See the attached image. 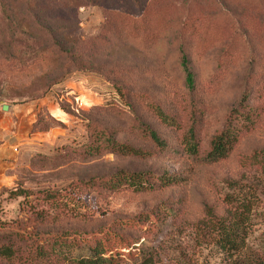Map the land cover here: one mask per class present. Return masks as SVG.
I'll list each match as a JSON object with an SVG mask.
<instances>
[{
  "label": "rangeland",
  "instance_id": "obj_1",
  "mask_svg": "<svg viewBox=\"0 0 264 264\" xmlns=\"http://www.w3.org/2000/svg\"><path fill=\"white\" fill-rule=\"evenodd\" d=\"M181 35L190 83L176 61ZM244 78L259 119L209 160L207 139ZM128 98L168 146L148 157L85 153L94 121L152 148L132 126ZM150 100L179 127L159 123L142 107ZM191 107L203 109L197 156L181 142ZM253 147L264 148V0H0V242L15 248L0 264H76L94 246L116 264H230L194 221L203 202L220 209L224 193L246 186L256 203L245 251L264 261V159ZM118 167L174 172L179 182L75 181ZM15 187L27 193L11 195ZM153 206L151 217L137 215Z\"/></svg>",
  "mask_w": 264,
  "mask_h": 264
},
{
  "label": "trees",
  "instance_id": "obj_2",
  "mask_svg": "<svg viewBox=\"0 0 264 264\" xmlns=\"http://www.w3.org/2000/svg\"><path fill=\"white\" fill-rule=\"evenodd\" d=\"M176 61L181 65L190 83L191 73L188 68L183 35L179 39ZM251 85L249 79L244 78L239 87L237 98L225 109L220 125L211 131L203 157L215 160L227 156L240 132L252 127V124L259 119V112L251 103ZM138 97L140 96L138 95ZM131 99L128 98L126 101L132 112V126L141 137L152 143V148L137 145L117 137V130L113 126L98 124L94 121L91 125H88V138L83 144L85 153L95 154L110 150L120 155L148 157L153 154L154 148L163 149L168 146L167 138L153 124L141 116L138 105H135ZM142 107L149 109L159 123L175 128L179 127L175 112L165 108L159 101H147ZM202 114L203 109L196 110L191 107L186 116L187 124L181 134L184 150L191 156H197L199 151L197 129ZM250 156L254 159H264V148L253 147L250 150ZM75 181L81 183L82 185H80L83 187L86 185L88 188L97 187L99 184L109 189H116L121 185H125L131 187L132 190L152 188L155 181L161 185H171L179 182L174 172L154 173L145 168L129 169L126 167H118L107 174L92 173L88 177L79 178ZM230 181L234 186V180ZM8 191L11 195L27 193L21 187H15ZM46 191L43 190V192ZM255 199L256 196L252 187L246 186L245 190H235L234 187L230 192L224 193L222 197L224 205L220 209L213 203L203 202L200 216L194 221L200 235L207 237V239H213L220 250L224 252L230 264H264L263 260H259L260 257L257 254L245 251V241L250 231ZM262 205L264 207V201ZM154 211L153 206L137 212V215L144 219L151 217ZM14 249L10 243L0 242V259L9 258ZM76 264L116 263L112 262L111 256L103 255L100 247L94 246L87 254L78 257Z\"/></svg>",
  "mask_w": 264,
  "mask_h": 264
},
{
  "label": "water",
  "instance_id": "obj_3",
  "mask_svg": "<svg viewBox=\"0 0 264 264\" xmlns=\"http://www.w3.org/2000/svg\"><path fill=\"white\" fill-rule=\"evenodd\" d=\"M7 106L8 104L7 103H1V107H3V106Z\"/></svg>",
  "mask_w": 264,
  "mask_h": 264
},
{
  "label": "bare ground",
  "instance_id": "obj_4",
  "mask_svg": "<svg viewBox=\"0 0 264 264\" xmlns=\"http://www.w3.org/2000/svg\"><path fill=\"white\" fill-rule=\"evenodd\" d=\"M4 106H5V105H4ZM4 106H3V107H4Z\"/></svg>",
  "mask_w": 264,
  "mask_h": 264
}]
</instances>
